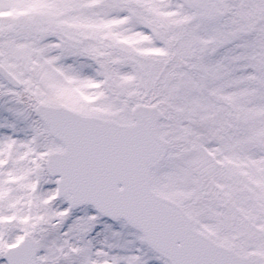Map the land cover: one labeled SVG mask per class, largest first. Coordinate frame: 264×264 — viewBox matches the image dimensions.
<instances>
[{
  "label": "snow or ice",
  "instance_id": "6c2138e0",
  "mask_svg": "<svg viewBox=\"0 0 264 264\" xmlns=\"http://www.w3.org/2000/svg\"><path fill=\"white\" fill-rule=\"evenodd\" d=\"M0 264H264V0H0Z\"/></svg>",
  "mask_w": 264,
  "mask_h": 264
}]
</instances>
